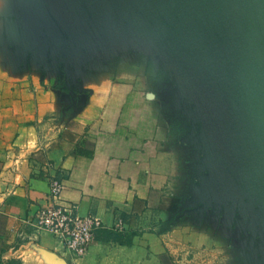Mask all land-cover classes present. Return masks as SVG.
I'll return each instance as SVG.
<instances>
[{
  "label": "crops",
  "instance_id": "1",
  "mask_svg": "<svg viewBox=\"0 0 264 264\" xmlns=\"http://www.w3.org/2000/svg\"><path fill=\"white\" fill-rule=\"evenodd\" d=\"M148 1L0 0V264H161L160 228L185 205L210 219L212 205L247 202L246 146L243 166L221 177L209 166L180 190L172 87L153 78L169 74L171 23ZM53 178L65 203L102 222L82 257L35 224ZM168 199L175 208L157 206Z\"/></svg>",
  "mask_w": 264,
  "mask_h": 264
},
{
  "label": "rangeland",
  "instance_id": "2",
  "mask_svg": "<svg viewBox=\"0 0 264 264\" xmlns=\"http://www.w3.org/2000/svg\"><path fill=\"white\" fill-rule=\"evenodd\" d=\"M148 3L171 23L162 28L169 41V74L153 78L157 87L160 81L172 87L163 95L173 105L177 137L170 142L180 164V190L191 188L209 166L217 177L240 161L243 166L245 146L247 151V202L212 205L210 219L185 205L186 211L160 228L164 264H264V0ZM112 4L121 2L105 0ZM198 13V25L189 26L188 18ZM176 202L157 206L175 208Z\"/></svg>",
  "mask_w": 264,
  "mask_h": 264
},
{
  "label": "built area",
  "instance_id": "3",
  "mask_svg": "<svg viewBox=\"0 0 264 264\" xmlns=\"http://www.w3.org/2000/svg\"><path fill=\"white\" fill-rule=\"evenodd\" d=\"M63 191V181L51 179L49 200L36 209L35 224L57 237L72 255L82 257L102 222L95 216L77 213L74 204L63 201Z\"/></svg>",
  "mask_w": 264,
  "mask_h": 264
},
{
  "label": "trees",
  "instance_id": "4",
  "mask_svg": "<svg viewBox=\"0 0 264 264\" xmlns=\"http://www.w3.org/2000/svg\"><path fill=\"white\" fill-rule=\"evenodd\" d=\"M75 153H86L89 156L93 155V149L91 147V149H87V148H83L82 144L77 145L76 149H75ZM110 237L116 241L119 242L121 244H132L133 243V237L135 235V232H121V231H115V230H111L109 232ZM9 264H20V262L18 263L16 260H9L8 261ZM161 264H164V258H163V254H161Z\"/></svg>",
  "mask_w": 264,
  "mask_h": 264
},
{
  "label": "water",
  "instance_id": "5",
  "mask_svg": "<svg viewBox=\"0 0 264 264\" xmlns=\"http://www.w3.org/2000/svg\"><path fill=\"white\" fill-rule=\"evenodd\" d=\"M217 8H218V10L221 11L222 13L227 14V12L224 11L223 9H221V8H219V7H217ZM241 43H243L242 39H241ZM56 260H57V262H58L59 264H68V262H67L64 258H62V257H57Z\"/></svg>",
  "mask_w": 264,
  "mask_h": 264
}]
</instances>
